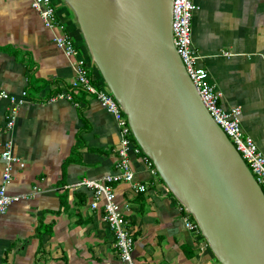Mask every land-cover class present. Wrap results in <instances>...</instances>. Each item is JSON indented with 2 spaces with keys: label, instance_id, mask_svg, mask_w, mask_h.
<instances>
[{
  "label": "crops",
  "instance_id": "obj_1",
  "mask_svg": "<svg viewBox=\"0 0 264 264\" xmlns=\"http://www.w3.org/2000/svg\"><path fill=\"white\" fill-rule=\"evenodd\" d=\"M55 2L65 25L57 30L77 39L90 74L103 85L72 9ZM195 2L198 65L208 70L225 108L242 107V127L264 152V0ZM53 35L31 0H0V151L9 144L24 161L14 167L8 191L26 197L0 214V264H124L103 203L92 208L93 191L77 186L117 171L120 128L99 99L69 88L76 58L67 57ZM66 87L73 98L56 97ZM2 92L23 98L10 129L15 104ZM129 156L134 183L147 189L128 182L114 189L137 263L222 264L200 229L187 227V219H195L144 155L131 150ZM4 166L0 160V182Z\"/></svg>",
  "mask_w": 264,
  "mask_h": 264
},
{
  "label": "water",
  "instance_id": "obj_2",
  "mask_svg": "<svg viewBox=\"0 0 264 264\" xmlns=\"http://www.w3.org/2000/svg\"><path fill=\"white\" fill-rule=\"evenodd\" d=\"M137 143L222 264H264V191L173 41L174 0H64Z\"/></svg>",
  "mask_w": 264,
  "mask_h": 264
},
{
  "label": "built area",
  "instance_id": "obj_3",
  "mask_svg": "<svg viewBox=\"0 0 264 264\" xmlns=\"http://www.w3.org/2000/svg\"><path fill=\"white\" fill-rule=\"evenodd\" d=\"M31 6L39 13L43 25L53 30L54 43L64 51L67 57L76 58L75 77L69 83V87L84 90L99 99L101 104L113 114L120 128L121 141L117 148V171L106 174L101 179L83 178L77 183V186H84L93 191L94 200L92 202V208L97 209L100 203H103V216L115 234L116 245L124 264H138L133 253L134 239L131 231L127 227L125 214L117 203L114 185L120 182H128L133 183L138 190L145 191L147 189L145 184L134 183V171L129 156L130 151L132 150L138 154L142 153L146 162L151 167L154 165L153 161L142 152V148L138 143L132 141L134 135L129 125L127 114L123 111L112 92L109 89H105L104 85H101L90 74L89 64L81 56L73 38L69 34L57 30L64 29L65 25L57 18L53 0H31ZM198 7L199 5H197L195 0H174L172 18L174 45L204 105L214 120L230 137L232 143L240 152L256 180L264 190V152L259 148L256 140L246 134L242 127V107L233 106L229 109L225 108L220 102L221 92L216 89V86L210 80L208 70L198 65L199 54L193 44L192 32V19ZM26 94V91L22 92L23 97ZM1 95L9 98L15 104L11 108L10 116H8L7 128L10 129L12 128L16 112L23 103V98L17 99L15 96H10L6 92H2ZM56 97L73 98L68 87L60 91ZM0 160L5 162L0 182V214H5L12 203L26 198L25 195H12L8 191L9 185L13 180L14 167L16 165L24 167L25 163L13 154L11 145L9 144H6L2 151H0ZM153 170L156 172L155 168ZM186 225L190 229L199 228L196 221L191 219H187Z\"/></svg>",
  "mask_w": 264,
  "mask_h": 264
},
{
  "label": "rangeland",
  "instance_id": "obj_4",
  "mask_svg": "<svg viewBox=\"0 0 264 264\" xmlns=\"http://www.w3.org/2000/svg\"><path fill=\"white\" fill-rule=\"evenodd\" d=\"M53 1L55 2V0H53ZM55 4H56V2H55ZM56 5H57V4H56ZM56 5H55V6H56ZM81 34H82V33H81ZM70 36H71V35H70ZM71 37H72V36H71ZM72 38H73V40L76 39V38H74V37H72ZM76 40H77V39H76ZM74 41H75V40H74ZM75 43H76V42H75ZM76 45H77V44H76ZM98 74H99V78H100L101 82H104V81H103V80H104L103 77H101L102 75H100L101 73H98ZM102 84L104 85L105 89H107V90L109 89V87L107 86V84H104V83H102Z\"/></svg>",
  "mask_w": 264,
  "mask_h": 264
},
{
  "label": "trees",
  "instance_id": "obj_5",
  "mask_svg": "<svg viewBox=\"0 0 264 264\" xmlns=\"http://www.w3.org/2000/svg\"><path fill=\"white\" fill-rule=\"evenodd\" d=\"M91 60V58H90ZM102 77V76H101ZM70 88V87H69ZM134 140L136 141L135 137L133 136ZM137 142V141H136ZM142 152L144 153V151L142 150ZM145 154V153H144ZM153 168H155V166L153 165ZM156 169V168H155ZM156 173L159 175V173L156 171ZM160 177V175H159ZM160 179L163 181V179L160 177ZM164 182V181H163ZM193 216V215H192ZM194 218V217H193Z\"/></svg>",
  "mask_w": 264,
  "mask_h": 264
},
{
  "label": "bare ground",
  "instance_id": "obj_6",
  "mask_svg": "<svg viewBox=\"0 0 264 264\" xmlns=\"http://www.w3.org/2000/svg\"><path fill=\"white\" fill-rule=\"evenodd\" d=\"M104 81V80H103ZM105 83V82H104ZM106 84V83H105ZM113 94V93H112ZM115 97V96H114ZM228 136V135H227ZM229 137V136H228ZM229 139H230V137H229ZM231 140V139H230ZM262 187V186H261ZM263 189V188H262ZM264 191V190H263Z\"/></svg>",
  "mask_w": 264,
  "mask_h": 264
}]
</instances>
